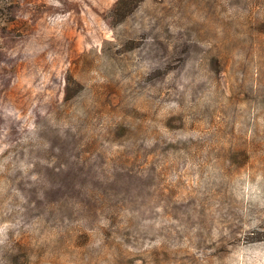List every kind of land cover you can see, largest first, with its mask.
Wrapping results in <instances>:
<instances>
[{
    "label": "rangeland",
    "instance_id": "1",
    "mask_svg": "<svg viewBox=\"0 0 264 264\" xmlns=\"http://www.w3.org/2000/svg\"><path fill=\"white\" fill-rule=\"evenodd\" d=\"M118 1L0 0V264H264V0Z\"/></svg>",
    "mask_w": 264,
    "mask_h": 264
},
{
    "label": "trees",
    "instance_id": "2",
    "mask_svg": "<svg viewBox=\"0 0 264 264\" xmlns=\"http://www.w3.org/2000/svg\"><path fill=\"white\" fill-rule=\"evenodd\" d=\"M141 0H119L113 10V14L117 15L120 20H123L128 13L136 6L138 2ZM69 82V79H67ZM71 88L69 87V83L66 84L65 87V100H69L71 98Z\"/></svg>",
    "mask_w": 264,
    "mask_h": 264
}]
</instances>
